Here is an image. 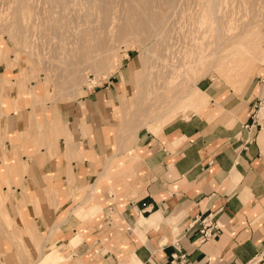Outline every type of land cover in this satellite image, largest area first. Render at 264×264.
<instances>
[{
    "label": "crops",
    "instance_id": "obj_1",
    "mask_svg": "<svg viewBox=\"0 0 264 264\" xmlns=\"http://www.w3.org/2000/svg\"><path fill=\"white\" fill-rule=\"evenodd\" d=\"M11 78L16 110L0 122V264H170L171 254L184 264H264V93L220 97L201 84L206 110L135 131L121 129L130 94L121 72L33 120L29 85L14 82L25 76ZM196 215L219 228L203 243L185 230Z\"/></svg>",
    "mask_w": 264,
    "mask_h": 264
},
{
    "label": "rangeland",
    "instance_id": "obj_2",
    "mask_svg": "<svg viewBox=\"0 0 264 264\" xmlns=\"http://www.w3.org/2000/svg\"><path fill=\"white\" fill-rule=\"evenodd\" d=\"M176 1L173 4L174 7L173 5L172 7L166 4L160 5V10L166 17V19L164 17L165 20L163 19V32L147 39H142L140 33L127 34L119 39L114 37V30L121 23L120 17L125 8L124 3H115L106 12L96 8L94 26L93 24L90 26L89 23L86 25L96 30L95 37H90L88 44L93 45L98 41L109 43L110 41L112 43L110 47L114 49L113 54L119 56L120 62L109 76L97 78L92 69L86 68L81 63L79 71L75 73V78L79 81L77 94L93 86L102 87L108 81L115 80L116 74L121 72L130 93L127 98L132 109L135 106L131 99L133 80L135 76L137 80L138 73L143 76L147 73V80H144L142 84L145 95L141 98L138 109L132 110L128 118H132H130L133 123L131 125L135 127L142 122H149L148 126L150 125L149 128L153 131L160 129L173 119L187 116L189 113H198L200 106L204 103L194 98L200 96L195 89L201 84L204 86L211 84V87L218 90L220 97L229 93L240 96L246 88L253 87L256 91L258 90L255 93L262 100L264 87L259 86L256 81L258 77H264V56L260 58L258 55L261 50L264 54V0H217L215 2L216 13L210 11V0ZM140 2L143 3L142 5L145 4V0ZM15 3V0H0V122L2 116L10 113L7 111L8 114H5L3 109L7 110L11 105L10 99L16 96L17 88H11V86L17 85L8 87L10 83L7 82L12 79L11 77L25 76L14 82L29 85L26 91L29 94L31 83L38 84L43 81L41 85L49 94L55 84L52 85L49 80L41 78V73L50 74L53 77L58 75L57 72L59 73L43 65V61L50 58V49H48L51 46H49L50 29L56 23L58 7L55 6L53 0H30L31 10L23 21L29 28L28 35L22 41L17 42L13 39L9 27L13 21L14 8L17 6ZM77 3L78 6L76 5L75 8L79 10L81 7L80 11H84L87 6L84 0H78ZM167 9L168 11L165 12ZM218 28L222 29L220 40L215 38V30ZM142 42L143 45H140ZM125 45L127 47H124ZM143 50H149L146 60L141 56ZM255 51L258 52L257 55ZM80 52L79 50V54ZM76 58L72 59L77 60ZM243 75L250 76L248 84L239 82ZM85 82H87L86 88H83ZM187 93L189 95L186 98L191 100L194 97L188 106H183L184 102L180 99L177 105L160 118L161 122L151 121L154 115L173 104L175 97H182ZM74 97L61 92L56 99L62 101ZM207 99H210L209 95ZM207 101L202 110H206L209 106V100ZM47 105L42 101L36 103L37 110L43 112L46 108L48 118H50ZM15 110L16 108L12 112ZM14 138V136L9 138L11 146L15 145ZM4 140L8 139L0 137L1 146ZM2 148L4 152V147Z\"/></svg>",
    "mask_w": 264,
    "mask_h": 264
},
{
    "label": "bare ground",
    "instance_id": "obj_3",
    "mask_svg": "<svg viewBox=\"0 0 264 264\" xmlns=\"http://www.w3.org/2000/svg\"><path fill=\"white\" fill-rule=\"evenodd\" d=\"M15 1L17 3V4L15 3L17 6L14 8L13 21L9 27L11 28V35L13 39L19 42V41H22L28 35L29 28L27 25L23 23V21L26 18L27 13L30 12L31 6H30V0H15ZM77 1L76 0H53V2L55 3V6L58 7L56 11L57 15L55 17L56 23L50 29L51 39L49 38V40L51 42L49 41L50 42L49 46L50 45L51 46L50 48H48L50 49L49 50L50 58H48V60L43 61L44 62L43 65L48 66V68L51 67L53 68L52 70H57L59 71V73L57 72L56 74L58 75H56L55 77H53L50 74H45L46 75L45 76L41 73V78L44 77L43 78L44 80L45 79L49 80V82H51L52 85L55 84L54 86H52L54 89L49 94L43 93L42 90H40V92H37L35 91L33 86H31V89L29 92L33 99V105L31 108L32 120L34 119V115L37 111V107H36L37 102L42 101L46 105L50 104V102L53 99H56L61 92L67 93V95L70 97H74L77 95L78 91L76 90H78L79 81L75 78V73L79 71L81 63H83V65L86 66V68L92 69L93 72H95V76L97 78L99 76H102V77L109 76L110 73L114 70L115 66H117L118 63L120 62L119 56L117 54H113L114 49L110 47V43H111L110 41L109 43L108 41L107 42L98 41V42H95L93 45L88 44V39L94 36V34L96 33V30L94 28L86 27V25H88L87 23H89V25L94 23V18H95L94 11H96L95 10L96 8H99L101 11L106 12L110 9V7L113 4L115 3L117 4L119 2L121 4L124 3L125 8H123L122 15L120 17L121 23L118 26L116 25L117 28L114 30V33H115L114 37L119 39V38L124 37L127 34L135 35L136 33H140L142 35V39H147L148 37L158 36L162 34L163 32L162 24L164 23L163 19L165 15L163 11L160 10V5L166 4L167 6L172 7V5L175 3L176 0H145L144 5H142L143 3L141 4L140 2L141 0H84L85 4H87V6L83 5L86 7V8L84 7L85 10L83 9L84 11L82 10L80 11L81 7L79 10L75 8L76 5L78 6ZM210 1H211L210 11H212V13H216L215 2H217V0H210ZM167 11L168 9L165 12ZM166 16L168 17V15ZM103 24H104V21H103ZM92 26H94V24ZM215 31H216V36H215L216 40H220V36L222 35V29L218 28ZM137 42H139V40ZM20 44L21 43H19V45ZM140 45H143V42L142 44L140 43ZM124 47H127V46L125 45ZM79 50L81 51L80 52L81 56L79 54ZM148 53H149V50H143L141 54L142 58L146 60ZM255 53L256 55L258 54V52L256 51ZM258 55H260L259 56L260 58L264 56V54L262 53V50L259 52ZM73 57L74 59L77 57L76 58L77 60H73L72 59ZM137 75H138L137 80H136V76H135V79L133 80V87H132L133 95L131 97L135 105L134 108L129 110V108H131L130 103L128 101L129 99L122 98L120 100L121 109L123 113L121 117V129L122 130L124 127L125 129L129 127V128H134L136 131L140 127L148 126L149 124V122H142L135 127V125H131L132 123V121H130L131 117L128 118L129 113L132 110L138 109L141 98H143V96L145 95L142 84L144 80H147L148 75L147 73H145L144 76L141 75V73H138ZM249 79H250L249 75H243L240 77L239 82L248 84ZM42 82L43 81L38 82V85L40 88L42 87L41 85ZM86 84L87 82H85L84 84L85 86L83 85L82 87L86 88ZM195 90L200 94V96H198L197 98L192 97L191 100L186 98L189 95L188 93L182 97H175L174 103L168 105L164 111L154 115L151 118V121L153 122L155 121L156 123L161 122L160 118L166 112L171 110V108L177 105V102L180 99H182V102H184L183 106L185 105L188 106L192 102L193 98L194 100L200 99L204 103V105L200 106V110L198 111L200 112L204 108V106H206L208 102L207 100H209L207 99L208 94L207 92L202 91L198 89L197 87ZM7 111L12 112L14 111V108L10 105V107L7 110L3 109V112L5 114H8ZM43 113L45 117L49 119L46 108L43 111ZM259 117L261 118L264 117V107L261 109ZM32 127L34 128L33 125ZM6 142L8 141L4 140V142L2 143V147H4V149H5V145L7 144ZM14 143L15 144L17 143V138H14Z\"/></svg>",
    "mask_w": 264,
    "mask_h": 264
},
{
    "label": "built area",
    "instance_id": "obj_4",
    "mask_svg": "<svg viewBox=\"0 0 264 264\" xmlns=\"http://www.w3.org/2000/svg\"><path fill=\"white\" fill-rule=\"evenodd\" d=\"M259 82L264 87V78H260ZM218 227L210 216H193L186 224L185 230H192L197 234V242L203 243L211 238L218 232ZM170 264H184V254H171ZM249 264H259V258H254Z\"/></svg>",
    "mask_w": 264,
    "mask_h": 264
}]
</instances>
